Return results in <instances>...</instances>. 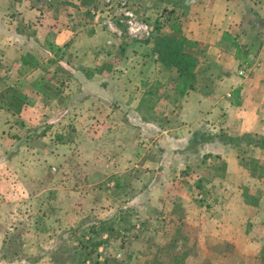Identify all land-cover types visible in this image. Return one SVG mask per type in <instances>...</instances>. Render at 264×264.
Returning a JSON list of instances; mask_svg holds the SVG:
<instances>
[{
  "label": "rangeland",
  "instance_id": "obj_1",
  "mask_svg": "<svg viewBox=\"0 0 264 264\" xmlns=\"http://www.w3.org/2000/svg\"><path fill=\"white\" fill-rule=\"evenodd\" d=\"M215 1L127 0L146 34L129 29L116 2L0 0L1 264H218L196 239L222 217L219 205L242 197L245 217L264 223V151L220 140L264 136L245 129L264 132V67L254 59L264 0H225L229 13ZM200 28L204 39L192 38ZM221 33L223 56L209 49ZM156 34L194 41L185 94L217 87L218 60L236 53L228 69L238 87L225 96L254 111L243 128L223 115L219 130L202 125L176 145L185 94ZM252 225L242 218L241 236Z\"/></svg>",
  "mask_w": 264,
  "mask_h": 264
},
{
  "label": "crops",
  "instance_id": "obj_2",
  "mask_svg": "<svg viewBox=\"0 0 264 264\" xmlns=\"http://www.w3.org/2000/svg\"><path fill=\"white\" fill-rule=\"evenodd\" d=\"M215 2L224 3L226 6V13H229L233 9V6L235 4L233 2H228L225 0H216ZM228 17L229 16H227L226 18ZM223 18H225L224 14ZM196 31L198 32L195 34H190V36L198 40L204 39L203 34H206V30L204 28H200ZM221 35L225 34L221 33L220 36H216L217 40L213 42L214 44L209 45V49L212 51H220V55L223 56L224 51L222 50V48H219L217 47V45H215V43L220 42L218 40L219 38L222 39ZM260 39V42H258L257 46L255 47L256 56L254 57V59H256L257 62L259 61L257 63L259 66L264 67V38ZM240 47H253V44H244V46L239 44V48ZM233 56L234 58H236V53ZM233 56H231V58L218 60V62L222 63V65L226 68H224V73H221V75H219L218 77H211V79H214L215 82L219 84L217 87L212 88V91L206 90L204 88L200 90L192 89L188 91L182 98L184 124L181 128V134L180 131H178L177 134L179 137L178 139H176L177 146H183L182 141H185V139H187L192 132L199 130V128L201 129L202 125L210 126L212 127V130L213 128L219 130V125L222 121L221 118L223 115L228 122L239 120L242 128L244 127L243 124H245L244 119L253 117L254 111L252 113V111L246 110L245 105H239L238 103L234 102L233 99L227 98V96H225L230 92H236L239 83L238 76L233 74L228 69L230 68V64L233 62ZM242 60L244 61L245 59L242 58ZM263 74H261V77H263ZM245 129L248 132L253 131L259 134H264V132L261 131L262 129L258 127L249 129L247 123ZM185 132L188 133L184 135ZM1 162L2 160L0 157V165ZM1 178L2 175H0V179ZM221 205L222 210H220ZM221 205H219L215 210L221 211L222 217L218 219L211 217L210 220L207 219L206 221H204L203 224H208V230L206 232H201L198 239H196L198 242L200 240H203V242H206L208 245H210V250H205V256L209 257L208 255H210L211 257L218 259V264H258L260 252L264 246V236L255 232V230L257 229V224L259 226H264V223L261 222L262 220H260L259 218L260 216H252L251 218L249 216L245 217V212L248 206L246 205V202L242 197H240L239 199L235 198L232 200H228L227 202L224 201V203H222ZM242 218L245 219L246 223L253 224L252 229L254 231L249 233V237L245 235V233H243V236H241L243 232L241 228ZM4 239H6L5 233L0 232V248L2 246L1 244H3ZM199 244L200 243H198V245ZM207 244L205 245L207 246ZM220 244H231V246L233 247V252H229L228 249H218V251H216L217 249L215 248H219Z\"/></svg>",
  "mask_w": 264,
  "mask_h": 264
},
{
  "label": "trees",
  "instance_id": "obj_3",
  "mask_svg": "<svg viewBox=\"0 0 264 264\" xmlns=\"http://www.w3.org/2000/svg\"><path fill=\"white\" fill-rule=\"evenodd\" d=\"M48 43V42H47ZM46 43V44H47ZM154 50L159 55V60L162 64L168 67H175L177 70V77L180 79L176 82L175 87L178 96H182L185 92L192 88V81L194 76V67L196 65V59L185 50L186 46H192L194 41L187 39L184 36H168L166 34H156L153 38ZM49 51L54 49L53 44L48 43ZM59 50L56 48L54 53ZM21 61L23 64L36 65V61H28L24 56H21ZM245 138L241 144L236 142L233 138H228L226 140L220 139L222 144H227L234 147H239L241 145L245 146V149L249 148L258 149L264 151V136L257 135L253 133H246L243 135ZM240 153H244L240 150ZM261 260L264 264V247L261 249Z\"/></svg>",
  "mask_w": 264,
  "mask_h": 264
},
{
  "label": "built area",
  "instance_id": "obj_4",
  "mask_svg": "<svg viewBox=\"0 0 264 264\" xmlns=\"http://www.w3.org/2000/svg\"><path fill=\"white\" fill-rule=\"evenodd\" d=\"M113 2H116L118 12L123 17L122 21L129 25L130 30H143L146 32V34H149L152 31L151 26L136 20L132 12L128 10L127 0H105V3L108 5L112 4Z\"/></svg>",
  "mask_w": 264,
  "mask_h": 264
}]
</instances>
